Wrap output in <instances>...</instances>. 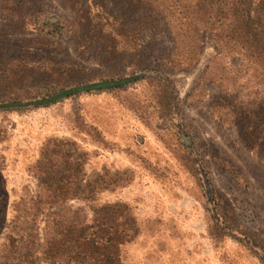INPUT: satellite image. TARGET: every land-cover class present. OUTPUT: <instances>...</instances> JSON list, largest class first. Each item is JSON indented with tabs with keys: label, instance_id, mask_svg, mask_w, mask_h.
Instances as JSON below:
<instances>
[{
	"label": "rangeland",
	"instance_id": "374dc122",
	"mask_svg": "<svg viewBox=\"0 0 264 264\" xmlns=\"http://www.w3.org/2000/svg\"><path fill=\"white\" fill-rule=\"evenodd\" d=\"M91 1L0 0V245L110 209L120 264H264V1Z\"/></svg>",
	"mask_w": 264,
	"mask_h": 264
},
{
	"label": "trees",
	"instance_id": "16d2710c",
	"mask_svg": "<svg viewBox=\"0 0 264 264\" xmlns=\"http://www.w3.org/2000/svg\"><path fill=\"white\" fill-rule=\"evenodd\" d=\"M72 1L74 4H78L80 0ZM90 1L88 0V2ZM93 1V3L96 2V0ZM96 3L93 6L98 5V14H106V6L101 1ZM107 19H109L108 16ZM253 23L257 24L252 21L251 24ZM115 24L118 25L116 29L113 28L115 31L122 30L123 25L117 22ZM135 27L142 34L154 32L150 31V25L145 22H141ZM152 28L157 29L156 26ZM254 29L253 34L250 36L251 40L245 39L244 42L249 41L250 46L254 47L255 50L264 49V39L260 37V33H254L257 30L256 26H254ZM145 38L148 37L141 36V45L138 49H140L142 57L147 58L149 55L145 51H153V49L145 41ZM209 41L214 46L215 56H219L222 44L218 39L212 37L209 38ZM158 59L159 65L170 64L169 57L165 56V53L160 54ZM197 61L196 59L195 63ZM195 63L193 64L195 65ZM142 67L145 69L144 66ZM181 69L179 67L175 70L180 71ZM102 211L103 209H98L95 212L89 227H83L79 223L78 226L74 225V220H77V218L72 219L67 226L62 228L54 222L57 227L48 231L43 244L36 243L33 226L22 229L23 232L20 235H7V242L0 245V264H120L117 244L122 240L125 231L120 232L116 226L114 216L118 215V211L109 209V217L103 214ZM75 222L77 223V221ZM25 224L32 225L30 222ZM6 225L5 218L0 216V234L4 232ZM88 229L89 233L86 234L85 231Z\"/></svg>",
	"mask_w": 264,
	"mask_h": 264
}]
</instances>
